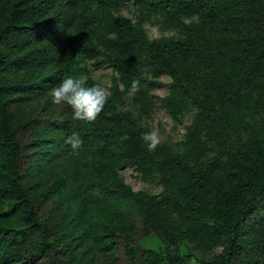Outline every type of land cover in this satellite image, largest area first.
Masks as SVG:
<instances>
[{
  "label": "trees",
  "instance_id": "obj_1",
  "mask_svg": "<svg viewBox=\"0 0 264 264\" xmlns=\"http://www.w3.org/2000/svg\"><path fill=\"white\" fill-rule=\"evenodd\" d=\"M118 2L0 0V264H192L182 239L219 245L201 264H264V120L236 116L264 96V0H133L176 31L158 37L113 14ZM73 54L104 59L124 89L139 79L145 112L142 68L166 72L162 104L195 108L183 150L149 151L147 128L109 97L91 123L52 104ZM126 165L161 191L131 188ZM149 233L160 247L139 243Z\"/></svg>",
  "mask_w": 264,
  "mask_h": 264
},
{
  "label": "rangeland",
  "instance_id": "obj_2",
  "mask_svg": "<svg viewBox=\"0 0 264 264\" xmlns=\"http://www.w3.org/2000/svg\"><path fill=\"white\" fill-rule=\"evenodd\" d=\"M150 10L140 8L133 0H119L117 5L112 8V13L127 16L133 21H140L148 37L176 33L174 28L162 24L160 15L148 13ZM187 19V17L184 18V20ZM72 62L75 65L74 78L81 79L84 82L88 79L94 84L98 83L105 87L108 91L109 100L115 108L129 112L148 131L156 130L160 142H164L170 148L180 152L183 150L187 144V129L194 118L195 108L192 104H187L174 117L162 104L159 97L167 93L168 83L171 81V77L166 72L151 76L145 67L142 68V73L146 78L152 80V87L148 89L151 103H149V108L145 112L136 99L137 91H134L131 87L124 89L118 80L117 72L104 59L73 54ZM236 116L239 121L243 122L246 129L259 127L264 120V96L253 93L242 104ZM199 138L201 137L199 136ZM211 152V148L204 149L205 156H208ZM118 171L124 181L135 190L158 193L162 189L156 176L145 179L130 165L121 167ZM139 243L155 248L162 245L161 240L153 233L141 235ZM181 244V248L188 247L193 253L191 257L192 264H201L202 259L210 257L211 254L219 250L217 244L195 246L193 241L187 239H182Z\"/></svg>",
  "mask_w": 264,
  "mask_h": 264
},
{
  "label": "clouds",
  "instance_id": "obj_3",
  "mask_svg": "<svg viewBox=\"0 0 264 264\" xmlns=\"http://www.w3.org/2000/svg\"><path fill=\"white\" fill-rule=\"evenodd\" d=\"M141 87L139 79L132 81L131 88L134 91H140ZM49 95L52 104L69 106L72 109L74 120L87 123L96 120L108 100V91L105 87L98 83L86 87L83 80L72 76H68L54 85ZM141 138L149 151H154L160 143L156 130L143 133ZM66 143L71 147L73 154L78 155L83 141L79 133L74 131L67 137Z\"/></svg>",
  "mask_w": 264,
  "mask_h": 264
}]
</instances>
